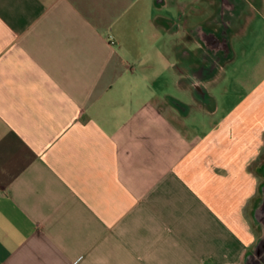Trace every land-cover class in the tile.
Returning <instances> with one entry per match:
<instances>
[{
	"label": "crops",
	"instance_id": "obj_1",
	"mask_svg": "<svg viewBox=\"0 0 264 264\" xmlns=\"http://www.w3.org/2000/svg\"><path fill=\"white\" fill-rule=\"evenodd\" d=\"M174 3L0 0V264H248L264 0L207 79L185 36L214 0Z\"/></svg>",
	"mask_w": 264,
	"mask_h": 264
},
{
	"label": "flooded vegetation",
	"instance_id": "obj_2",
	"mask_svg": "<svg viewBox=\"0 0 264 264\" xmlns=\"http://www.w3.org/2000/svg\"><path fill=\"white\" fill-rule=\"evenodd\" d=\"M249 1L256 2V0ZM158 2H163V0H158ZM242 6L243 0H214V9L208 14L201 15L198 23L188 28L185 37L194 36L199 44L193 50L188 51L192 57L186 58L185 56V65L190 63L189 66L193 68L192 71L197 79H207L212 70L228 58L230 54L229 37L232 31L239 29ZM166 24L170 32H174L178 27L170 20H166ZM195 90L199 96L202 95L200 88Z\"/></svg>",
	"mask_w": 264,
	"mask_h": 264
},
{
	"label": "water",
	"instance_id": "obj_3",
	"mask_svg": "<svg viewBox=\"0 0 264 264\" xmlns=\"http://www.w3.org/2000/svg\"><path fill=\"white\" fill-rule=\"evenodd\" d=\"M263 197L256 207L255 218L257 222L262 226L264 230V187ZM264 262V235L259 244L255 248L254 252L248 258V264H262Z\"/></svg>",
	"mask_w": 264,
	"mask_h": 264
},
{
	"label": "rangeland",
	"instance_id": "obj_4",
	"mask_svg": "<svg viewBox=\"0 0 264 264\" xmlns=\"http://www.w3.org/2000/svg\"><path fill=\"white\" fill-rule=\"evenodd\" d=\"M184 1L186 0H181L180 6L182 7L184 5ZM183 2V3H182ZM176 4L174 3V0H169V5L167 8H165L164 10H162L161 12L166 15L167 17H169L172 20H175L176 18ZM196 18L193 17V19L191 21H195ZM219 92H217L216 94L218 95Z\"/></svg>",
	"mask_w": 264,
	"mask_h": 264
}]
</instances>
